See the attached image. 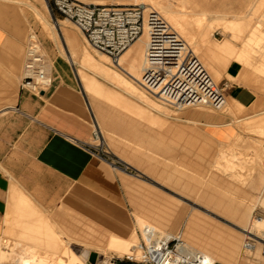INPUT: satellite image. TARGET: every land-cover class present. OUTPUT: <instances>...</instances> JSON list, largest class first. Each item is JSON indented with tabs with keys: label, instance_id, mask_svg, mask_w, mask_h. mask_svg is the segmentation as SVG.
<instances>
[{
	"label": "rangeland",
	"instance_id": "obj_1",
	"mask_svg": "<svg viewBox=\"0 0 264 264\" xmlns=\"http://www.w3.org/2000/svg\"><path fill=\"white\" fill-rule=\"evenodd\" d=\"M45 1L49 7L48 20L52 25L51 27L54 26L53 30H51L50 28L44 30L40 20L37 17H35L33 12L30 11L29 8H27L26 6L20 7V11L22 12V15L18 17L23 20L25 27L24 38H23L25 47L22 48V54H21L22 57L18 64L19 67L16 76L15 88L16 89L18 88L21 77L23 75V66L25 63V50H26L25 48L28 38L30 35H35L36 39L40 43L48 59L49 69L51 70L52 68H54L53 66L54 63L56 62H63L68 68L70 75L74 80V86L78 91L82 92L86 101L89 104L90 111L92 114V118H91L92 129L94 130V125H93V120H94L97 123L101 133L103 134L113 158L119 161V163L122 166H127L120 159L121 158L125 159L130 156L129 158L133 159V161L136 162L134 163L135 167L137 164L143 165L144 167L147 164V166L149 165V168L152 169V171H150L151 169H149L150 172L156 171L159 174L160 173L163 174L161 177L159 176L160 178H155L154 176H152V174H150L149 176L152 178L151 179L149 177L142 175L136 169L128 166L131 174L130 176L127 177L125 175V177L134 183L145 184L150 188V190L147 191L145 189V192L142 193L143 195H140L137 192L136 194L133 191L131 192L129 189L125 188L122 184V196L120 201H121V205H123L124 207L123 210H124L125 218L128 220V224L133 225L136 216L138 215V212L140 210H145V209L147 216L152 219L156 218L161 220L164 219L165 217L167 218L168 216L172 215L173 217L178 218L179 220L180 215L182 214L180 221L177 222L175 225H173L174 228L173 226H170L167 229V227L162 226V229L166 233H169L173 236H181L186 245H191L194 246L195 248H199L200 247L199 245H203V244H208V245L210 244L214 246L219 243H221V245H224L221 248V251L224 253L228 251L229 248H232V251L234 252L235 255H237L238 253L240 255L238 264H264V258L262 257V255H264L263 239H261V237L257 238L253 235H249L243 231V229L248 231L251 223L254 222L256 219L258 218L264 219V206L262 205L260 200L257 199V195L253 192L251 186H249L247 189H243L242 191H239V194L235 196L226 194V197H224L222 193L226 191L227 187L223 181L221 183L218 181V179L216 180V178L206 181H200L197 175L194 174V168L197 167L210 169L209 167L218 157L219 150L221 148H224V145L226 144L227 145L232 144L231 142L233 141L234 138V132L244 135L247 134V139L251 137L249 141V145L254 148H257L258 144L260 143L264 149V137L257 133L254 134L250 133L251 134L250 135L247 133V131L244 132L242 129H236L234 131L230 129L232 132L229 133V129H227L228 127L223 128L221 124H214V125H219L220 128L214 129L207 127V125L210 124L209 120H211L213 116H216L214 114L208 115V117L206 118L207 120L206 119L201 121L197 120L199 122L197 123V126L200 124L199 125L200 127H197V129L195 124L192 123L189 124L188 122H186V120L196 121L190 116H187L189 112L193 113L195 111L185 110L184 113L179 115L178 117L182 121H178L177 118L173 116L171 118L160 117L165 119V121L167 120L166 122L169 125L175 126L174 124H176V126L178 127L180 126L179 128L189 127L187 130L200 129L199 131L201 132H203V130L204 132L211 130H225L224 132L228 131L229 133V134L224 133L222 138L219 139L205 140L203 138V140L202 139L200 140V143L199 141L195 142L193 138L188 136H185L186 138H184V136L182 137L181 134L179 137L178 134L169 135L166 133H162L161 130L163 129L160 130V128L162 127H160V124L154 119V117L157 118L159 115L153 111L148 110V108L146 109L144 105L132 100L129 96L123 93H120L121 94L120 96L121 97L124 96L123 99L126 100L123 101V99L121 98L120 103H115L112 100L103 98L102 96L96 94L94 91L85 92V82L84 80H82V72H84V74L87 73L86 75H90L87 76L89 78L91 76H92L91 78H96V77L88 70H83L81 68L80 65L83 63L82 61L84 57L82 52L78 54V59H77L78 64L76 66L71 65L69 58H71L70 54H72V52L69 46L65 44V40L62 37V33L59 30V26L57 22L59 23L64 22L65 26L74 30L76 37L78 36L77 39L79 40L80 44L81 45L83 44L81 47L83 48L84 46L83 49H85L86 47V49H88L89 52L96 58H99V54L96 51H94L88 45V43L86 44L87 41L86 39H84L85 38L84 35L73 25V23L66 21L65 18L60 16L57 13V11L53 8V6L48 3V0ZM235 1L236 0H234L233 2ZM110 2L122 6H128V4L131 3L130 0H110ZM252 5L253 8L251 9V12L245 11L244 13H242V15L248 17L239 18L238 21L236 22L237 26H239L238 29L242 33L240 34L241 39L239 41L233 40V43L239 51H244L248 48L247 47L248 38L254 32L255 35L258 34L259 36H262L264 38V0H252ZM148 8L151 7L148 6ZM215 23L217 25L219 23L221 29L218 31L217 30L213 31L211 40L212 41L216 40L214 42L217 43L224 42L226 38L227 40H231L232 39L231 32L224 30L223 27L228 25L229 23H226L224 21H219V22L216 21ZM250 28H252V30ZM223 36L225 37L223 38ZM196 44H197L196 40L192 39L190 45L192 46L193 49L196 46ZM252 44H253V50L252 48L250 50H252L253 53L251 57L253 61L255 60L254 63L259 65V63H256V61L258 59L259 60L263 59L262 54L259 53V52L263 53L261 47L262 44H259L257 42H253ZM197 46L195 47L194 50L197 51L196 53L199 56H202L204 50L201 49L199 44H197ZM257 51L259 52L256 54ZM253 56H255V58L257 56L258 57L254 59ZM243 64L245 66L246 63ZM109 66L114 68L111 63L109 64ZM245 67H247L248 70L254 71L253 67L255 66L246 64ZM220 73H222L221 75L223 79L224 78L223 72ZM255 74H257V72H255ZM260 75L264 76L263 74ZM50 78L52 80L51 75ZM96 79L99 82L101 81L99 78ZM63 80H67V79H63ZM101 83L103 82L101 81ZM225 88H226L225 84L222 81L220 85V91L227 99ZM262 92H264V89H262ZM145 94L151 100L157 102L158 104H161L158 101H156L153 97L149 96L146 92ZM126 101L129 103V105ZM9 105L10 104L8 102H1L0 110L6 108ZM131 105L132 107L130 109ZM120 106L122 107V109H120ZM128 108L130 109L129 112H128ZM136 108H138L139 111ZM141 109H143L145 112ZM251 110H252L251 108L249 109L236 108L239 117L242 118L252 115ZM223 112H221L222 115L217 114L218 117L223 118V125L226 126L228 125L231 126V124L234 125L233 119L228 116L226 110H225L226 113ZM142 114H144L145 116H143ZM258 114L259 115L254 120H260L261 118H264V106L261 108L260 113ZM138 115H141V117ZM247 122L249 121H244L241 122L240 124L242 123L247 124ZM167 137H172V139H167ZM245 149L246 147L244 148V150ZM149 163L153 168L150 166ZM176 170L184 173V175H181L182 173H179L177 175L178 176L177 178L179 179V183L168 182L166 180L167 175L175 172ZM118 175L121 178L122 176L121 171L118 172ZM153 179L156 180V182H154ZM203 196H209V199H205L203 198ZM26 198L28 197L24 196L23 194L22 195L20 194L14 199L13 211L7 215L6 227L2 233L3 236L0 237V246H1L0 255L4 256L5 258H8L10 264H20L17 263L16 260L21 259L20 257H24V256L29 257L27 261L29 259L31 260L37 258L39 259L47 258V259L55 260L58 264H65V259H63L61 254H63V256L65 255L64 252L66 251V248H68L75 256H77L78 260L82 264H105V263L111 264L113 261H116L118 259L117 257H124L132 254L134 247H136V245L139 244L142 240V230L140 229L141 230L140 231L139 228H137V236H135V238L131 241L130 245L124 242L117 243V245L120 248H123L124 254H121L120 250L100 251V250H95L93 247H83L82 245L83 242L93 243L95 241L94 236H96V233L97 232L101 233L100 230L98 231L97 229L92 228V226L94 225L96 227H100L102 226L101 224L96 225V223H94L95 221H92L91 216L79 215L75 211H72L67 208L58 209L53 212L46 211L37 204L35 205L34 202L30 199L33 202L34 207L37 208L38 206V208L42 210V212H44L43 214L49 219L50 221L49 223L52 225L54 230L60 234L59 236L60 240L64 242L63 252L61 254H53L51 249H45L44 247L38 248L37 240L25 238L27 235L24 236L23 227L20 226L19 223H17L18 220V217L16 216L17 207L22 206V204L18 202V199H26ZM235 200L237 202L242 201L245 205L249 206L250 208L249 215L246 220L245 219L241 220L239 217L236 216L234 217V214L231 213L230 209L234 205L232 201ZM225 201L227 205L223 206V203L225 204ZM217 204H219V206ZM98 206L100 210H105V211L110 210V207H107L105 205L98 204ZM178 207L180 209L177 211ZM234 207H236V205H234ZM176 213L179 214L178 215L179 217L178 216L176 217L177 215ZM194 214H199L201 216L200 218L202 220L201 224H205L207 226V230L206 231L202 230L197 233V237H196V239H198L197 241H190L185 237L187 223H188L187 220L191 218ZM30 217L32 218V216H27L26 218L28 219ZM92 231L93 232L96 231V233L92 234L91 233ZM35 232H37V230ZM249 238L254 240V244L256 245V249H257L256 251L253 250L252 252H248L244 249V244L246 243V241H248ZM42 241L47 242L49 240L45 238L42 239ZM105 241H107V237ZM258 242L261 244H259ZM132 244H134V246Z\"/></svg>",
	"mask_w": 264,
	"mask_h": 264
},
{
	"label": "bare ground",
	"instance_id": "obj_2",
	"mask_svg": "<svg viewBox=\"0 0 264 264\" xmlns=\"http://www.w3.org/2000/svg\"><path fill=\"white\" fill-rule=\"evenodd\" d=\"M5 1H13L19 4L27 5L34 12L35 16L40 20L44 30L48 28L53 30L54 26L51 27L52 25L48 20L49 7L45 0H5ZM78 1L87 5L94 4L101 6L122 7V5L111 3L110 0H78ZM130 2L131 3L128 4V6L142 4L151 7L152 10L159 13L164 18V20L169 24L172 30L178 35L180 40L184 43L185 55L188 54L189 61H186V64L181 69L180 68L175 69L167 74L164 72L159 76V78L148 81L144 79L145 73L147 71V66H146V51L148 46L147 32H145L139 40H137L124 52V54L121 56L117 64H113V62L110 60V58L107 55L97 52L99 54V58H96L89 52L88 49H86V47L85 49H83L84 46L83 48L81 47L83 44L82 45L80 44L79 40L77 39L78 36L76 37L74 30L65 26L64 22L61 23L57 22L59 26V30L62 33V37L65 40V44L69 46L72 52V54H70L71 58H69L71 65L76 66L78 64L77 61L78 54L82 52L84 57L82 61L83 63L80 65L81 68L83 70H88L96 78H99L103 82L101 83V81L99 82L96 78H91L92 76L89 78L87 76L90 75H86L87 73L84 74V72H82V80H84L85 82V92L94 91L96 94L108 100H112L115 103L121 102L120 100L121 98L123 99L124 96L121 97L120 93H123L129 96L132 100L144 105L146 109L148 108V110L153 111L159 115L158 116L159 118L154 117V119L160 124V127H162L160 128V130L163 129L161 130L162 133L168 132L171 134H178L179 137L181 134V136L182 137L184 136V138H186L185 136L193 137L195 142L199 141L200 143V140L201 139L203 140V138L205 140H209V139L212 140V138L209 137L206 134V132H204V130L203 132L199 131L200 130L199 128H198L199 130H193V129L187 130L189 127L183 128L181 126L182 128H179L180 126L178 127L176 126V124H174L175 126H172L169 125L166 122L167 120L165 121V119L163 118H171L173 116L176 117L178 121H182L178 117L179 115L183 114L185 110L195 111L193 113L189 112L187 116H190L196 121L186 120V122H188L189 124L190 123L195 124L197 129V127H200L199 126L200 124L197 126V123H199L197 120H199L201 116L213 115V114L217 116V114H221V112L223 111L225 112L226 110L228 116L232 118L234 121L233 123L234 125L231 124V126L230 125L225 126L228 127L227 129H229V133L236 129H242L244 132L247 131L248 134L257 133L264 137V118H261L260 120H254L259 115L258 113H260V110L264 106V103L256 102V104H253L252 107L250 106L252 109L251 110L252 115L242 118L239 117L236 111V108L242 109L241 108L242 106L239 107L238 104L237 105L236 103L234 104L232 100L228 98H227L228 100L225 99L224 102L221 103V101H219L220 97H218L220 91L219 90L220 85L223 81L221 75L222 73L220 72H223V75H225L229 64L233 60H237L242 64L246 63L248 65H254L255 67H253V69L255 72H257L256 75L257 76H259L260 74L264 75V56L262 55L263 56L262 60L259 59L257 60L261 62L259 63V65L255 64L254 63L255 60L253 61L251 57L253 53L252 52L253 42L262 44L261 47L264 52V38L262 36H259L257 34L258 32L256 33L257 35H255V32L253 30L254 33L250 35L247 41L248 48L247 49L245 48L246 50L244 51H239L233 43V40L239 41L241 39L240 34L242 32H240V30L238 29L239 26H237L236 24L238 19H235L233 17H226V16L202 14L198 12L189 3L188 0H130ZM233 20L235 23L233 22ZM216 21L218 22L224 21L226 23H229L228 25L223 27L224 30L231 32V36H232L231 40H227L226 38V40L222 43L219 42L217 43L214 42L216 40L214 41L211 40L213 31L216 30L218 31L221 29L220 24L218 23L217 25L215 23ZM250 29L252 30V28ZM224 37L225 36H223V38ZM192 39H195L196 43L199 44L201 49L204 50L202 56H199L196 53L197 51L194 50L197 44L194 47V49L190 45ZM87 43L88 42H86V44ZM251 48L252 50H250ZM258 52L259 51H257L256 54ZM259 53L262 54L261 52ZM253 57L254 59H256L258 56L256 58L255 56ZM257 61L256 63H258ZM110 63L115 69L109 66ZM244 68L245 67H243V70ZM256 75L254 74L253 76L256 77ZM225 78L228 77L226 76ZM241 80L242 79H240V82L238 83H242L243 80L242 81ZM247 80H251V78ZM115 89L118 90L119 92L116 91ZM145 92L161 104H158L157 102L151 100L145 94ZM124 100L126 99H123V101ZM131 107L132 105L130 106V109ZM120 109H122L121 106ZM130 109L128 108V112ZM142 115L145 116L144 114ZM138 116L141 117V115ZM244 121H249V122H247V124H243V123L240 124L241 122ZM207 127L214 129L220 128L219 125H214V124L211 125L209 124L207 125ZM213 131H218L219 133L222 134L224 133L229 134L228 131L224 132L225 130H213ZM250 139L251 137L247 139V134L244 135L234 132V138L233 141L231 142L232 144L229 145L226 144L227 146L224 145V148H221L222 150L221 149L219 150L218 157L209 167L210 169L197 167L194 168V174L197 175L200 181H206L214 178H216V180L218 179V181L221 183L223 181L227 187L226 191L222 193L224 197H226V194L235 196L239 194V191H242L243 189H247L251 185L252 181H259L264 179V149L260 143L258 144L257 148L251 147L249 145ZM245 147L246 149L244 150ZM129 157L127 158L128 160L130 161L133 160L130 159ZM145 169L146 171L147 169L149 171V169L151 168H149V165L147 166L146 164ZM150 171H152V169ZM154 175H157L158 178H160L163 174H159L157 172V174ZM147 190H150V188H147ZM143 192H145V190H143ZM203 198L209 199V196H203ZM259 198L261 197L257 196V199ZM18 202L21 203L22 206L17 207V212H16V216L18 217L17 223H19L20 226L23 227L24 236L27 235L25 238L37 240L38 248L44 247L45 249H51L53 254H61L64 249V244H63L64 242L60 240V237L54 232L55 230L52 227V225L49 223V221L43 215H41L42 212L40 213L39 209L34 207L33 202L30 200V198L18 199ZM232 202L234 205H236V207H234L233 205L232 208L230 209L231 213L234 214V217L236 216L239 217L241 220L243 219L246 220L249 215V210H250L249 206L245 205L242 201L237 202L235 200ZM217 205L219 206V204ZM224 205H227L226 201L225 204L223 203V206ZM179 209L180 208L178 207L177 211ZM144 211H145L144 214L141 215L138 214L135 219L136 222L135 227L139 228V230L141 229L142 234L144 230L148 228V229H152L159 238L172 239L177 237L169 233H166L162 229V226H165L168 229V227L175 225L177 222L180 221L182 214L180 215L179 220L178 218H175L172 215L160 220V219H156V218L152 219L148 217L146 213V209ZM27 216H32V218L30 217L27 219L26 218ZM200 218L201 216L199 214H195L187 220L188 223L185 234L186 239L190 241H197L198 240L196 239L197 233L199 231L207 229V226L205 224H201L202 220ZM36 230L37 232H35ZM135 230L133 231L135 232ZM243 231L257 238L261 237V239H263L264 241V219L262 218L256 219L254 222L251 223L248 231L244 229ZM45 238L49 240L47 241L48 243L42 241V239ZM116 238H118V236L117 237L115 236V239ZM112 240H113L112 245L109 243L111 247L108 250H120L121 254H124L123 248H120L117 245V243L119 242L118 240H120V238H118L117 241H114V238L112 237ZM131 241L129 242L125 241L124 243H128L130 245ZM132 245L134 246V244ZM137 246L138 244L136 245V247H134L132 254L117 258L124 259L127 257L128 258L133 257L138 259L139 252L137 250ZM199 246H200L199 248H195L194 246L186 245L185 249L189 252L190 255L201 256L203 264H216V262L218 261L224 264H230L234 261V259L237 256L232 251V248H229V250L224 253L220 251L218 245L210 246V244L209 245L203 244ZM254 250H256V245ZM182 252L183 251H181L180 254ZM64 253H65L64 256L63 254L61 255L63 259H65V264H82L78 260V257L75 256L68 248H66V251ZM262 256L264 257V255ZM20 258L21 259L16 260V262L20 264H58L55 260L47 259V258H43V259L37 258L31 260L29 259L28 261L27 259L29 257L24 256ZM176 259L180 260L181 259L180 255L176 256ZM0 264H10L9 259L0 255Z\"/></svg>",
	"mask_w": 264,
	"mask_h": 264
},
{
	"label": "crops",
	"instance_id": "obj_3",
	"mask_svg": "<svg viewBox=\"0 0 264 264\" xmlns=\"http://www.w3.org/2000/svg\"><path fill=\"white\" fill-rule=\"evenodd\" d=\"M188 1L202 14L235 19L248 17L242 13L251 12L253 8L252 0ZM21 6L29 8L25 4L0 0V103L10 104L0 110V237L6 227L7 215L13 211L14 199L23 194L46 211L67 208L79 215L91 216L96 225H102H93L92 228L101 233L92 231V234L96 233L95 241L83 242L82 245L107 251L112 245V237L114 241L120 238L119 242H129L137 236L136 222L128 224L121 205L122 184L140 195L149 187L128 180L126 177L130 174L124 171H121L120 178L118 170L87 149L86 145L93 136L92 114L88 102L74 86V80L63 62L54 63V68L50 70L52 84L48 91L40 95L22 91L20 85L23 76L18 88H15L18 64L22 48L25 47V27L23 20L18 17L22 15ZM262 55L264 56V52ZM243 67L245 66L237 60L231 62L223 82L227 98L239 107L242 106V109H249L256 102L264 103V76L259 77L252 70L250 74ZM239 78L243 80L242 83H238ZM249 78L251 80H247ZM207 117L208 115H203L199 120ZM209 123L221 124L223 128L226 126L223 125V118L218 116H213ZM166 134L174 135L168 132ZM206 134L213 140L224 135L213 130ZM120 160L146 177L151 178L149 175L152 174L158 178L154 175L157 174L156 171H146L140 164L135 167L136 162L133 160ZM179 173L182 172L176 170L168 174L166 180L179 183ZM153 181L156 182L154 179ZM250 186L261 197L258 200L264 206V179L252 181ZM98 204L110 207V210H100ZM39 211L42 212L40 209ZM144 213V210L138 212L140 215ZM41 215L46 217L43 212ZM54 232L60 236L58 232ZM115 236L118 238L115 239ZM217 245L221 251L224 245ZM239 256L238 253L230 264H238ZM216 264L224 263L218 261Z\"/></svg>",
	"mask_w": 264,
	"mask_h": 264
},
{
	"label": "built area",
	"instance_id": "obj_4",
	"mask_svg": "<svg viewBox=\"0 0 264 264\" xmlns=\"http://www.w3.org/2000/svg\"><path fill=\"white\" fill-rule=\"evenodd\" d=\"M48 3L60 16L73 23L93 50L107 55L113 64H117L124 52L147 32L145 80L150 81L164 72L167 74L181 69L189 61L184 43L178 35L159 13L146 5H87L76 0H48ZM25 49L20 89L40 95L48 91L52 84L48 59L35 35L29 36ZM218 97L221 103L226 99L221 91ZM93 125V136L86 145L87 149L113 169L131 174L128 166H122L113 158L94 120ZM185 248L181 236L159 238L152 229L146 228L137 246L139 258L117 259L111 264H203L201 256L190 255ZM244 249L252 252L255 249L254 240L249 238ZM178 255L180 260L176 259Z\"/></svg>",
	"mask_w": 264,
	"mask_h": 264
}]
</instances>
